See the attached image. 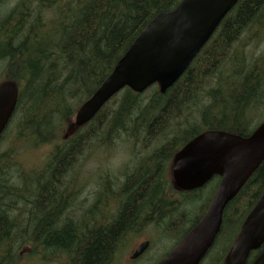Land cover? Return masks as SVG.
<instances>
[{
	"label": "trees",
	"instance_id": "16d2710c",
	"mask_svg": "<svg viewBox=\"0 0 264 264\" xmlns=\"http://www.w3.org/2000/svg\"><path fill=\"white\" fill-rule=\"evenodd\" d=\"M181 1L16 0L2 18L0 81L16 82L20 95L0 139L14 125V146L0 150V264H31L40 256L59 264H114L126 238L135 234L129 231L144 219L151 218L163 231H176L196 217L190 230L205 214L210 199L194 216L193 205L202 193L176 190L171 162L204 131L249 136L258 126L251 128L252 110L264 103V53L254 55L249 46L264 37V0H239L165 93L156 84L143 93L126 87L88 124L70 132L77 109L111 74L147 23ZM122 136L134 149L152 150L122 176L123 188L109 190L111 202L124 198L122 206L118 201V215L99 229L72 218L65 222L57 204L68 186L56 180L70 177L72 170L76 175L71 176L86 178V157ZM46 144L51 148L43 165L26 170L18 149ZM142 161L146 166L137 167ZM122 178L106 173L95 179V186ZM213 182L216 189L217 180ZM98 188L99 195L107 191ZM263 192L264 161L225 208L217 237L236 228L229 251ZM36 194L45 197L38 198L39 205L29 199ZM37 210L41 216L32 217ZM229 251L220 264L227 263ZM258 252H252L249 263Z\"/></svg>",
	"mask_w": 264,
	"mask_h": 264
},
{
	"label": "water",
	"instance_id": "95a60500",
	"mask_svg": "<svg viewBox=\"0 0 264 264\" xmlns=\"http://www.w3.org/2000/svg\"><path fill=\"white\" fill-rule=\"evenodd\" d=\"M239 0H182L175 9L156 14L116 63L111 74L77 109L70 132L88 124L117 93L128 87L143 93L157 84L161 93L171 88L210 40ZM14 81L0 83V138L19 101ZM264 161V121L249 135L204 131L174 156V187L192 191L214 176L220 184L205 215L158 264H200L221 230L225 208ZM149 246L141 243L131 258ZM264 264V192L246 216L234 240L227 264Z\"/></svg>",
	"mask_w": 264,
	"mask_h": 264
},
{
	"label": "rangeland",
	"instance_id": "374dc122",
	"mask_svg": "<svg viewBox=\"0 0 264 264\" xmlns=\"http://www.w3.org/2000/svg\"><path fill=\"white\" fill-rule=\"evenodd\" d=\"M16 0L9 1L6 5L0 4V22L2 18L7 15L10 9L15 5ZM249 50L254 55H260L264 53V37L252 41ZM3 65L0 66V77L2 76ZM1 83V81H0ZM260 104V103H259ZM253 122L251 128L256 127L262 121H264V103L252 110ZM13 124V123H12ZM64 127V131L66 129ZM14 125L10 133L0 143V150L4 151L10 149L14 143L15 130ZM51 146L48 144L40 146L35 149H18V156L20 160L25 163L26 170H29L33 166L43 165V159L46 154L50 151ZM139 151V156L135 155V152ZM152 149H134L132 142H129L127 138L121 137L114 141V144L104 147V149H96V151L86 157L82 167V177L90 178L95 187L96 178L104 177L105 174L112 175L115 177L122 178L126 173L130 172L140 157L146 156L151 152ZM83 162V161H82ZM146 166V161H142L137 167L141 168ZM138 168V169H139ZM215 183H208L205 187L199 189L198 193L201 194V199L195 201L192 212L194 216H199L205 209L206 204L212 197L215 191ZM194 196H191L193 198ZM195 218L184 224L182 228L176 231H163L162 227L150 226L143 229L141 233H135L129 235L122 248L118 252L114 264H158L165 255L174 247V245L183 237V235L189 230L190 225L195 221ZM236 228H232L229 234L220 235L217 237L214 246L211 248L206 257L202 260L201 264H220L224 256H226L231 243L235 236ZM149 240V247L136 259L130 260V256L133 254L135 249L139 246L141 241ZM31 264H38L32 262Z\"/></svg>",
	"mask_w": 264,
	"mask_h": 264
},
{
	"label": "flooded vegetation",
	"instance_id": "af4514ba",
	"mask_svg": "<svg viewBox=\"0 0 264 264\" xmlns=\"http://www.w3.org/2000/svg\"><path fill=\"white\" fill-rule=\"evenodd\" d=\"M73 174L76 175V173L72 170L71 175ZM71 175L70 177H65L63 179L56 180V182L58 183L62 182L68 186L67 189L68 194L65 195V198L61 201L57 200L58 201L57 205L61 207V212L64 217L63 218L64 221L66 222L67 219L72 218L74 223L76 222L78 224H83L88 227L96 225L95 226L96 229H99V227L107 226L111 221H113L116 218V216L119 213V210H116L118 206V201L120 202V206H122V202L124 200L123 197H120L117 200L111 202L109 200L110 197L109 190L111 189L116 190L119 185H121L123 188V184H124L123 182H125V179L124 178L115 179L114 184H110L108 183L107 180L101 179L103 183H101L98 187L100 186L101 188L107 187V191H103V193L99 195V191L101 190L97 186L93 187V184L91 183L92 181L91 179L88 178L77 179L75 176H71ZM214 179L217 180V187H218L221 178L219 176H215ZM128 181L131 182L132 180H128ZM24 182L27 184L29 182V179H25ZM26 190L28 191L29 188L26 187ZM38 198L43 199L45 197H42L41 195L39 196L37 194L32 197H29L30 200H33L35 202H38ZM36 205H39V202ZM29 206L31 205H28L26 207ZM21 212L22 210L20 211V213ZM36 216H41L40 211L37 210L36 215L32 217H36ZM23 217H25L26 219H32V217H26L24 214ZM150 219L151 218L144 219L139 224L134 226L132 230L129 231V233H136L141 231L142 228L146 229L147 227L153 225L162 227V229L164 228L163 226L157 225L155 221H152ZM27 238L28 237H26V239ZM37 259H38L37 261L35 260L34 261L38 264L60 263L59 260H53L51 258H46L45 256H40Z\"/></svg>",
	"mask_w": 264,
	"mask_h": 264
}]
</instances>
